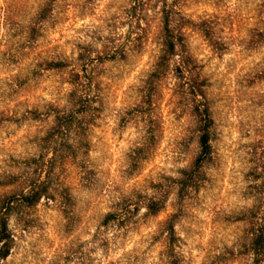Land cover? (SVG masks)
Returning <instances> with one entry per match:
<instances>
[{
    "label": "rangeland",
    "instance_id": "1",
    "mask_svg": "<svg viewBox=\"0 0 264 264\" xmlns=\"http://www.w3.org/2000/svg\"><path fill=\"white\" fill-rule=\"evenodd\" d=\"M167 19L183 46L161 59ZM31 183L0 264H252L264 0H0V203Z\"/></svg>",
    "mask_w": 264,
    "mask_h": 264
},
{
    "label": "trees",
    "instance_id": "2",
    "mask_svg": "<svg viewBox=\"0 0 264 264\" xmlns=\"http://www.w3.org/2000/svg\"><path fill=\"white\" fill-rule=\"evenodd\" d=\"M181 45L182 49V38L180 36L174 35L173 32L171 31L169 27V21L168 19L164 22L163 28H162V41H161V59H165L167 56L174 55L177 46ZM54 66L59 67L61 63H52ZM159 67V64L157 65ZM77 76V74H76ZM75 82L76 88L71 91L69 95L73 96L74 99H76L77 102L79 103V106H82V97L83 95H78L77 91L78 90V82ZM82 112L80 109H72L69 114L62 116L57 113L56 115V120H57V128L61 127L63 124L71 130V125L74 119H76V115ZM200 121L204 124V129L200 130L199 135L197 136L198 138V145L200 149V154L197 157L196 160V166L200 165L204 160L210 155V133L207 130V127L209 123H211V119L205 115L204 118H201ZM29 189L27 192H21L18 195H13L10 197L5 198L4 200L1 201L0 203V259H4L10 250V242H11V237L10 233L8 231V222H7V217L6 213L2 211V208L4 207H10L11 206V199L13 198H20L22 200H26L30 203L36 201L42 190H39L40 185H36V183H31L29 186ZM147 209L149 210V213L155 214L161 209V204L158 203L157 201H151V203L147 204ZM116 213H108L104 219L103 224H108L110 221H112L114 218H116ZM167 235L169 241L174 238L173 236V226L169 227L167 229ZM252 236L250 239L249 243V250L251 251L253 257H252V264H264V207L260 211V216L256 220L255 227L253 228V231L251 232Z\"/></svg>",
    "mask_w": 264,
    "mask_h": 264
}]
</instances>
